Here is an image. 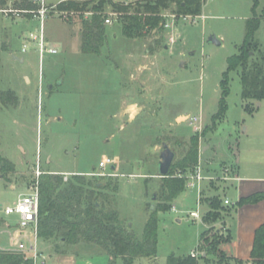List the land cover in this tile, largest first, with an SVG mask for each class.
<instances>
[{
	"label": "rangeland",
	"instance_id": "obj_1",
	"mask_svg": "<svg viewBox=\"0 0 264 264\" xmlns=\"http://www.w3.org/2000/svg\"><path fill=\"white\" fill-rule=\"evenodd\" d=\"M60 1L44 0L47 17L43 29L57 53L45 54L42 59L32 43L21 51L28 34L39 27V19L0 10V92L13 91L18 99L14 106L0 102V158L14 164V171H0V205L13 204L33 184L37 158L43 173L67 172L68 178L78 174L89 179L93 176L88 173L98 170L99 160L109 157L113 163L105 172L112 175L100 178L118 184L114 207L120 220L140 238L155 202L151 196L159 180L156 170L162 140L176 136L185 141L197 133L200 145L207 146L199 149L200 174L211 179L186 184L167 210L157 211L156 259L140 257L132 264H166L171 253H202L198 244L206 227L202 216L208 210L207 197L220 200V218L214 227H235L236 189L228 188L222 176L233 174L235 165L240 176H264V99L254 104L252 113L244 111L237 70L229 74L225 114L212 126L227 58L237 53L247 18L259 19L254 39L264 51V0H256L254 9V0H205L200 14L203 19L166 15L168 26L150 53L154 55L152 64L143 59L141 45L154 38L148 35L138 41L123 36L118 15L110 6L106 9L111 23L106 24L100 53H82L79 23L68 24L58 16L55 8ZM209 35L220 44L208 42ZM3 45L7 49H2ZM144 63L148 67L140 71L139 65ZM132 101L143 109L130 125L121 127L127 116L121 118L120 110L124 102ZM193 116L201 119L198 132L188 120ZM170 147L180 155L181 147L171 143ZM227 198L229 204L224 203ZM196 210L199 217H191L190 212ZM0 219V250L29 253L36 240L44 258L35 264H124L120 258L110 262L104 253H91L95 251L92 247H73L66 254H55L49 242L35 238L33 227L21 229L15 215L0 211ZM76 252L81 255L76 257ZM199 263L205 264L202 259ZM213 264L250 263H235L227 257Z\"/></svg>",
	"mask_w": 264,
	"mask_h": 264
},
{
	"label": "trees",
	"instance_id": "obj_2",
	"mask_svg": "<svg viewBox=\"0 0 264 264\" xmlns=\"http://www.w3.org/2000/svg\"><path fill=\"white\" fill-rule=\"evenodd\" d=\"M205 0H135L130 2H113L112 0H61L56 5L58 16L68 24L79 23V49L85 54H99L105 42L107 7L117 13L121 33L127 38L142 39L148 35L154 39L144 41L148 53L155 51L164 30L165 13L177 15H200ZM11 2V7L8 3ZM257 1L254 0L253 9ZM174 6V7H173ZM39 8L36 0H0V10L12 9L31 17ZM259 19L255 16L246 19L245 32L237 53L227 58V68L220 80V99L218 111L212 117V126L220 120L226 111L225 98L229 92L230 72L237 70L241 85L240 100L244 111L252 113L255 103L264 99V51L254 39ZM154 31V34H151ZM157 37V38H156ZM2 49H7L3 45ZM17 96L13 91L0 92L1 104L16 105ZM200 138L197 133L188 140L170 136L162 140L169 147L170 143L181 147L180 155L175 151L173 161L165 176L158 177L154 209L149 211L141 237H137L127 224L123 223L114 207L113 196L118 184L110 178L101 180V176L86 178L75 174L66 181L62 174L45 172L38 177L39 211L37 220V238L49 242L54 253L66 254L67 249L75 247H92L91 253H104L109 261L120 258L124 264H132L136 258L156 259L157 255V211L167 210L184 189L186 175L193 173L198 165ZM161 142V143H162ZM237 144L232 148L236 156ZM0 171H14V164L0 158ZM94 171V170H93ZM91 171V172H93ZM264 198V192H256L237 200V208L245 204H254ZM204 202L208 210L202 216L206 226L200 233L198 249L202 251L199 258L190 254L167 255L166 264H213L226 259V254L219 245L230 240L226 229H217L214 224L220 218L217 196L207 197ZM233 206L230 207L232 211ZM2 221L0 219V225ZM77 253V252H76ZM74 254L76 257L80 253ZM216 256V259L213 258ZM229 258V257H228ZM235 263L242 262L229 258ZM250 264H264V222L254 231L252 248L248 259ZM0 264H34L31 257L21 251L0 250Z\"/></svg>",
	"mask_w": 264,
	"mask_h": 264
},
{
	"label": "built area",
	"instance_id": "obj_3",
	"mask_svg": "<svg viewBox=\"0 0 264 264\" xmlns=\"http://www.w3.org/2000/svg\"><path fill=\"white\" fill-rule=\"evenodd\" d=\"M36 2L39 5V8L32 12L33 17H37L39 19V27L35 28L34 31L30 32L27 37V41L22 43V48L21 51L25 52L28 47H30V44L32 43V46L34 49L37 51L38 56L40 59L44 57L45 54H55L57 53V47L54 46L47 38L44 33L43 29V23L44 19L47 17V8L44 6V0H36ZM4 12L10 11L13 12L14 14L18 15V12L12 9H5L3 10ZM170 15L171 17L175 18L176 14L169 13L165 14ZM182 20H195L197 18L203 19L205 16L204 15H180ZM111 23L109 17L105 19V24ZM168 26V23L165 22L164 27ZM189 122L191 123L193 130L195 132H198L201 130V119L200 117L193 116V117H188ZM112 159L109 157H106L104 159H100L98 162V170H94L93 172L88 173V175L92 176H104V175H112L109 172H105L107 169L108 165L112 164ZM35 181L33 184L28 188V190L24 193H20L17 197V199L14 201L13 204L11 205H6L2 207L0 211L3 212L4 215H15L16 216V223L21 229H25L28 227H33V232L35 238H37V220H38V211H39V191H38V177L40 174L43 173V171L40 169V164L38 162V158L35 163ZM63 180L66 181L68 179L69 174L63 173ZM186 184L191 186L195 182L199 184L203 179H211V176L208 177H202L200 174V169L197 165L193 173H190L186 177ZM223 180H231V179H238L237 176H234V174H225L222 176ZM199 199H200V193H199ZM225 204H229L228 199H224ZM172 210H175L174 207H171ZM190 216L193 218H198L199 213L198 210L196 211H191ZM21 252H24L21 250ZM26 253L29 257L32 258L34 264L37 262L39 258H44L42 254L39 252L38 249V244L36 240H34L33 245L31 247V250L29 253ZM191 257L194 258H199L202 253H199L197 251H192L190 252Z\"/></svg>",
	"mask_w": 264,
	"mask_h": 264
},
{
	"label": "crops",
	"instance_id": "obj_4",
	"mask_svg": "<svg viewBox=\"0 0 264 264\" xmlns=\"http://www.w3.org/2000/svg\"><path fill=\"white\" fill-rule=\"evenodd\" d=\"M46 38L50 40L49 37L46 36ZM141 46L143 48L142 49L143 59L149 61L150 64H152L151 58H153L154 55H151L150 53L147 52L144 42L142 43ZM164 48H167V47L165 46ZM20 60H23V58H20ZM139 67H140V71L141 70L145 71L148 67V63L141 64L139 65ZM257 105H259V103H257ZM142 109H143L142 105H140L139 103L135 101H132L129 103L124 102L120 110V116L121 118H123L124 116H127V118L126 120H122V123L120 126L124 127V126L130 125L131 121L140 113ZM200 146H202L203 150L207 148V146H203V144H201ZM115 168H116V165H115ZM51 172L56 173L55 171H51ZM214 172L215 171H213V173ZM64 173H67V172H64ZM59 174H63V173H59ZM209 174H212V173H209ZM233 174L234 176H237L238 179H231V180H225V181H228V188L230 186L235 187L237 199L242 198V197H247L256 192H264V176L263 175L240 176L236 165H235V171ZM232 217H234V220H235L234 230L226 226L224 228L228 231L230 235V240L227 242L221 243L219 245V248L229 258H237L242 261H246L248 259L250 250L252 248L254 231L261 223L264 222V198L258 201L257 203L245 204L242 207H239L238 209L234 210ZM105 259L106 258H103L102 263L105 262Z\"/></svg>",
	"mask_w": 264,
	"mask_h": 264
},
{
	"label": "water",
	"instance_id": "obj_5",
	"mask_svg": "<svg viewBox=\"0 0 264 264\" xmlns=\"http://www.w3.org/2000/svg\"><path fill=\"white\" fill-rule=\"evenodd\" d=\"M208 42H211L213 44L219 45L220 41L214 36V35H209L207 38ZM22 61V60H21ZM174 158V152L171 150V148L165 143H161V150L158 155V161H157V170L156 174L158 177L165 176L168 173L169 167L173 161ZM111 169H115V165H111ZM156 193L153 192L151 199L155 200ZM150 208H154V204L150 205ZM1 209V206H0ZM130 226V225H129Z\"/></svg>",
	"mask_w": 264,
	"mask_h": 264
}]
</instances>
